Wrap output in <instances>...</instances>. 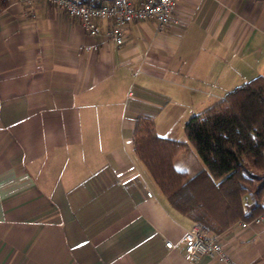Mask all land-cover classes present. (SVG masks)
<instances>
[{
    "label": "crops",
    "instance_id": "1",
    "mask_svg": "<svg viewBox=\"0 0 264 264\" xmlns=\"http://www.w3.org/2000/svg\"><path fill=\"white\" fill-rule=\"evenodd\" d=\"M175 16L180 24L162 30L128 24L116 46L105 24L91 36L46 0H9L0 13V264H230L188 257L182 239L195 223L138 159L134 130L139 116L156 130L167 109L218 113L230 89L264 76V0H180ZM183 131L156 133L187 142ZM196 153L188 143L175 167L190 177L205 169ZM216 236L233 263L264 264V223Z\"/></svg>",
    "mask_w": 264,
    "mask_h": 264
},
{
    "label": "trees",
    "instance_id": "2",
    "mask_svg": "<svg viewBox=\"0 0 264 264\" xmlns=\"http://www.w3.org/2000/svg\"><path fill=\"white\" fill-rule=\"evenodd\" d=\"M8 4L0 0V13ZM222 105L214 120L186 123L187 142L159 136L150 117L139 116L134 130L135 153L171 206L216 235L264 210V76L234 88ZM188 143L206 166L191 177L174 165Z\"/></svg>",
    "mask_w": 264,
    "mask_h": 264
},
{
    "label": "built area",
    "instance_id": "3",
    "mask_svg": "<svg viewBox=\"0 0 264 264\" xmlns=\"http://www.w3.org/2000/svg\"><path fill=\"white\" fill-rule=\"evenodd\" d=\"M28 3L34 0H24ZM63 10L67 15L76 18L91 36L102 33L106 25L105 36L116 46L125 43V28L133 22L154 21L162 30L170 25H179L175 16L180 0H46ZM132 94V91H130ZM153 197L152 191L147 192ZM251 223H264V210L252 222L239 221L238 224L247 227ZM185 252L191 260H197L202 255L218 258L221 261L232 262L218 237L213 233H205L194 225L183 236ZM169 249L174 248L172 242L166 243Z\"/></svg>",
    "mask_w": 264,
    "mask_h": 264
},
{
    "label": "rangeland",
    "instance_id": "4",
    "mask_svg": "<svg viewBox=\"0 0 264 264\" xmlns=\"http://www.w3.org/2000/svg\"><path fill=\"white\" fill-rule=\"evenodd\" d=\"M261 56L257 57V61H259V71H264V55L262 53ZM247 78L245 80H242L239 85L245 83ZM230 89L229 91H232ZM199 107V106H197ZM219 115V114H218ZM216 113H212L207 116H202L200 112H196L195 108H189L185 107L181 109L178 112H170L168 109L164 111V113L160 116V118L157 121V132L162 135H167L168 137H172L175 139H181L183 137V129L186 125V123L193 117L196 116L198 119L201 120H214L217 116ZM170 120H169V119ZM169 128H172L174 132L169 131ZM197 152V151H196ZM188 154V153H186ZM198 154V153H196ZM199 156V155H197ZM201 158V157H200ZM202 160V159H201Z\"/></svg>",
    "mask_w": 264,
    "mask_h": 264
}]
</instances>
